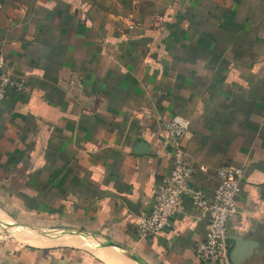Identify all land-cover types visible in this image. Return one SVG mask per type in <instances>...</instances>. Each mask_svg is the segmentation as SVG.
<instances>
[{"label":"crops","instance_id":"obj_1","mask_svg":"<svg viewBox=\"0 0 264 264\" xmlns=\"http://www.w3.org/2000/svg\"><path fill=\"white\" fill-rule=\"evenodd\" d=\"M0 55L24 83L0 102V264H137L108 243L197 264L207 214L187 198L133 235L172 168L173 116L191 188L210 199L217 168H242L230 262L264 264V0H0Z\"/></svg>","mask_w":264,"mask_h":264},{"label":"built area","instance_id":"obj_2","mask_svg":"<svg viewBox=\"0 0 264 264\" xmlns=\"http://www.w3.org/2000/svg\"><path fill=\"white\" fill-rule=\"evenodd\" d=\"M4 66L5 60L0 55V102L8 91L24 87L23 81L4 71ZM187 128L188 122L180 116H173L164 123L171 147L172 168L159 183L149 213L136 220L133 235L136 240H149L163 232L180 213L182 201L187 198L195 209L207 214L204 239L193 248L197 264H231L227 222L236 212L243 170L229 165L217 168V185L210 199L191 188L189 182L194 169L186 160L184 137Z\"/></svg>","mask_w":264,"mask_h":264},{"label":"water","instance_id":"obj_3","mask_svg":"<svg viewBox=\"0 0 264 264\" xmlns=\"http://www.w3.org/2000/svg\"><path fill=\"white\" fill-rule=\"evenodd\" d=\"M138 149H139L141 152H145L148 148H146V146H144V145H139V146H138ZM0 225H1V224H0ZM3 226H4V225H3ZM4 227H7V226H4ZM13 227H15V228H21V226H19V225H12V226H10V228H13ZM22 229H23V228H22ZM26 229L31 230V231H33V232H36V233H38V234H40V235H43V236H49V235H50L49 233L42 232V231H40V230H38V229H35V228L26 227ZM106 245H108V246H112L113 248L120 250V252H123V254H124L125 256H127L129 259L135 261L137 264H144V263L142 262V260H140V258H138V257H137L134 253H132L131 251H129V250H125V249H123V248H121V247H118V246L113 245V244H110V243H108V244H106Z\"/></svg>","mask_w":264,"mask_h":264}]
</instances>
